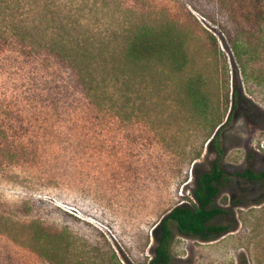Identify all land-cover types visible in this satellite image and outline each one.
Masks as SVG:
<instances>
[{"label":"rangeland","instance_id":"obj_1","mask_svg":"<svg viewBox=\"0 0 264 264\" xmlns=\"http://www.w3.org/2000/svg\"><path fill=\"white\" fill-rule=\"evenodd\" d=\"M64 2L116 56L87 92L67 64L0 45V264L146 263L159 222L194 203L216 160L227 183L210 225L229 232L172 228V264H264V181L236 176L264 171V0ZM142 25L181 37L182 73L115 71Z\"/></svg>","mask_w":264,"mask_h":264},{"label":"trees","instance_id":"obj_2","mask_svg":"<svg viewBox=\"0 0 264 264\" xmlns=\"http://www.w3.org/2000/svg\"><path fill=\"white\" fill-rule=\"evenodd\" d=\"M68 6L64 0H0V45L16 42L23 53L49 56L67 64L78 83L88 92L99 84L100 72L106 71L107 59L112 61L116 51L110 47V42H102L94 30L80 31L82 17L69 12ZM122 56L123 64L114 67L122 78L131 71L142 72L151 67L166 68L169 73L178 75L187 62L183 40L173 34V29H155L147 25L126 35ZM184 95L195 106L205 100L195 80L184 83ZM220 128L221 123L214 138ZM226 176L216 160L197 178L194 203L175 206L159 222L160 233L152 258L142 264L173 263L172 228L182 236L201 241H213L229 232L228 225H210L214 218L224 214L222 209L210 206L219 189L227 183ZM236 176L249 182L264 181V171L245 170Z\"/></svg>","mask_w":264,"mask_h":264}]
</instances>
